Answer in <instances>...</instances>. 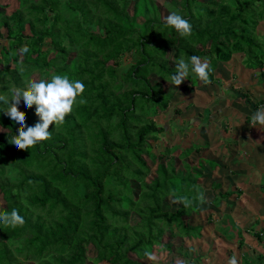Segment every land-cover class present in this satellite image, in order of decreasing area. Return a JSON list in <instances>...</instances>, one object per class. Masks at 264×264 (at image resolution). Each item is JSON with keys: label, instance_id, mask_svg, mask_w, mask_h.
<instances>
[{"label": "trees", "instance_id": "1", "mask_svg": "<svg viewBox=\"0 0 264 264\" xmlns=\"http://www.w3.org/2000/svg\"><path fill=\"white\" fill-rule=\"evenodd\" d=\"M175 4L167 2L165 9L191 21L189 37L166 25L155 0H0V98L10 100L14 88L26 90L29 79L60 73L84 81L87 101L75 105L64 123L50 125L49 140L29 149L10 144L21 129L0 105V214L16 208L25 218L16 228L0 224V264H145V250L171 255L174 241L178 249L195 252L196 241L210 243L201 242L207 228L194 225L192 216L207 213L212 223L215 211L203 204L234 206L251 185V178L231 181L233 168L230 190L219 180L206 189L204 177L222 166L206 155L210 140L180 150L165 146L158 156L151 142L166 137L168 129L167 139L176 132L184 137L186 123L177 126L182 111L171 112L173 98L178 89L206 85L194 76L180 85L172 82L181 56L207 57L214 70L231 65L233 79L241 66L262 72L264 40L256 31L264 21V0ZM24 47L31 53L22 58ZM210 76L216 82L214 71ZM263 103L262 98L255 109ZM214 111L207 109L193 122L214 131L219 124ZM19 112L26 125L38 120L35 105L25 109L21 102ZM169 112L177 117L162 124L153 119ZM251 119L242 123L248 126ZM235 127L213 133L228 157L240 142ZM170 197L178 203L175 210L164 209ZM132 215L138 218L134 224ZM242 244L238 240L237 248ZM197 255L189 259L203 263L199 248Z\"/></svg>", "mask_w": 264, "mask_h": 264}, {"label": "rangeland", "instance_id": "2", "mask_svg": "<svg viewBox=\"0 0 264 264\" xmlns=\"http://www.w3.org/2000/svg\"><path fill=\"white\" fill-rule=\"evenodd\" d=\"M155 1L158 3L159 9H160V16L163 20H165L166 16L170 14V10L165 9L166 8L165 3L168 2L171 4L172 1H176L175 5L177 6L180 2V0H155ZM202 1H209V0H202ZM129 11L131 14L133 13V3L131 4ZM256 36L258 40H264V21H260L259 25L257 26ZM1 43H4L7 45L8 42L6 40H3L1 41ZM171 56H172V53L170 52L169 58H171ZM240 68H242V66ZM240 68H237L235 70L236 74H239L241 72L242 69ZM245 72H247V76L245 78H242V77L241 78L246 84L245 85L242 84L241 86V84L233 82V71L231 70V65H229L228 67L220 66L218 67V69L214 70V77L216 79V82L202 85L198 88L197 91H195V88L191 86H187V88H182L180 90L178 89L175 97L173 98V103L171 105L172 106L171 112H173L175 108H180V110L182 111L178 117L174 115V113H171V112L166 113V114H160V115L156 114V116L153 117V119L157 120V122L162 124L163 121L165 120L169 121L171 119H175L173 117L176 116L178 127L184 128L185 127L184 122L186 123L185 130L187 134V135L185 134L184 137L182 138L180 134L176 132V135L174 137H172L171 139H167V137L170 134V131L168 129L169 133L167 134L166 137L159 136V139L157 141L151 142L153 146L152 152L155 154V156H158V153L160 151H163V148L165 146H176L177 149L180 150V148H182L181 146H184V148H187L192 143L197 142V141L200 143L206 140L211 141V147L207 149L206 155L208 156V158L218 159V161L222 163V166L215 171L216 173L215 172L213 174L207 173V175L204 177L206 189L210 187L211 182L214 180L216 181L219 180L222 182L224 186L223 190L227 189L228 182L230 184L231 183L237 184L239 182V176L237 175V173L239 172L240 168H237L238 172L234 176H232L229 173V171L233 167V160L226 159L225 157H223V154L225 155V151H223L224 149L221 148L223 141L218 137L216 138L215 134L213 135L214 131L206 132L204 130H201L198 126H196L197 121L193 122V119L196 118L197 115L205 114V111L207 109L209 111H214L217 109L216 112L214 111L211 113L212 118H214V116H217V118H222V117L232 118L233 116H235L233 117L235 119L239 118L236 122H233L234 126L236 125L235 131H234L235 135L241 136L240 138H238L241 143L240 142L238 143V147H237V150L235 151V155L238 154L240 149L243 150L244 152L246 150L248 151V149H246L248 148V145H243L245 141L243 140L245 136L244 131L246 129L247 133L250 132L253 129L252 126L254 125L252 124V119L248 126L245 125L246 123H242V122H244L245 117L248 115L252 118L253 114L257 110L255 109L257 102H259L262 98L264 99V78L259 76V78L256 79L255 76L253 75L250 78L249 77L250 71L245 70ZM259 72L262 73L261 71ZM33 79H37V78L34 77ZM228 91L235 92L238 95V97L243 100L244 103L240 104L237 101H229V100L226 101L225 97L227 96L226 92ZM244 93H246L247 96L251 97L252 100H248L247 96ZM217 100H221V101H217ZM214 101L215 102L217 101L219 104L217 103L218 105H216L215 107L213 106L214 108L210 110L208 105L211 106L214 103ZM261 106H264V103L260 104L259 108ZM208 119L209 117H204L205 121H207ZM260 135L261 133L258 132L256 137H260ZM229 149H233V147L230 146ZM251 155L256 160V163H258V160H261L260 163H263L264 165V148L255 149V151L252 152ZM189 159L192 161L191 158ZM221 170L222 171L224 170V172H222ZM209 174H211V176ZM228 175L232 176L231 181H233L234 183L231 181H226V177H227V180H229ZM209 196L210 194L208 193L206 195L207 199L209 198ZM257 198H258L257 201L260 204L258 206L259 207L258 210L262 214L264 212L263 211L264 210V197L258 196ZM0 202H1V196H0ZM233 204L234 202L230 201V205L222 204L219 208H215L213 205L211 206V204H207V205L203 204L204 210H211L212 212L215 211L212 223L207 222V219H206L207 213H202L201 217H198L195 215L192 216L194 225L202 224L207 228L204 230V238L202 239L201 242H207V243L209 242L210 244L213 245L214 230L216 231L218 227L220 228L222 227L226 230V234L224 235L220 234V236L222 237L221 241L224 244L221 245L223 247L221 248L219 253L215 252L218 257L215 258L214 260L211 259L209 262H203V263L200 262L198 264H223L224 262L221 261L222 260L221 258L225 257L223 256L225 251L229 249L230 245L233 247L236 245L237 238H235V236L234 237L232 236L234 234L236 235V232H237L236 229L241 231L244 224H246L245 221H243L246 218V216L244 214H240L241 210H243L241 207L237 206V204L232 206ZM231 206L232 208L229 209V207ZM177 207H178V203L171 197L167 199L164 204V209L166 210L167 209L175 210ZM249 215L251 214L249 213ZM137 221H138L137 216L132 215L131 223L134 224ZM247 224H250L249 226H252V227L256 226L255 222H248ZM195 243H197L194 246L195 252L194 251L189 252L188 250L178 249L180 246H178V243L174 241L175 246H174L173 254L171 255H166V253H164L163 255L160 254L157 259L158 261L152 260L149 258L148 260H144L143 262L145 264H181V262H183V264H197L196 262L190 260L189 256L197 257L198 256L197 249L199 248L200 245H203V243L200 244L198 241H196ZM89 253L93 254L92 248H89ZM199 253H200V250H199ZM203 253L204 252H201V254ZM236 253L240 255L239 250L238 251L236 250ZM130 256L132 258H135L134 255L132 254ZM25 264H34V263H25ZM225 264H227V261Z\"/></svg>", "mask_w": 264, "mask_h": 264}, {"label": "clouds", "instance_id": "3", "mask_svg": "<svg viewBox=\"0 0 264 264\" xmlns=\"http://www.w3.org/2000/svg\"><path fill=\"white\" fill-rule=\"evenodd\" d=\"M166 25L174 28L181 36L189 37L193 31V25L189 19L178 11H170L165 18ZM31 49L24 47L19 55L29 56ZM23 63V59L21 60ZM177 71L172 73L171 80L175 85H180L185 79L194 76L205 84L211 83L210 73L214 71L209 58H201L199 55H191L187 59L183 56L176 64ZM23 75V74H22ZM26 90L12 89L11 99L0 98V105L7 108L5 112L14 125L20 126V131L15 139L11 141L16 149H29L31 146L49 140L52 131L50 125L59 126L65 122L68 114L72 113L75 105L86 103L84 96L86 84L82 79H73L67 74L51 73L40 79H29L25 85ZM22 106L25 109L35 105V114L38 117L34 125H26L27 117L19 112ZM252 124L264 126V106L256 110L252 116ZM187 202V198H179ZM199 199L203 202L206 198L200 193ZM25 218L20 214L19 209L13 208L0 214V224L12 228L22 226ZM148 258L157 260L155 252L145 250ZM183 264V262H181ZM227 264H239L237 256L228 257Z\"/></svg>", "mask_w": 264, "mask_h": 264}, {"label": "crops", "instance_id": "4", "mask_svg": "<svg viewBox=\"0 0 264 264\" xmlns=\"http://www.w3.org/2000/svg\"><path fill=\"white\" fill-rule=\"evenodd\" d=\"M262 72H264V67L262 69ZM239 74L240 76L237 75L233 79V82L239 83L241 84V86L242 84L245 85L246 83L242 80V78H245L247 76V72L243 70ZM252 75L255 76L256 79H258L259 76H261L259 70L253 72L250 71L249 77L251 78ZM226 95H227L225 97L226 101L229 100V101H237L240 104L243 103V100L237 97V94L235 92L228 91L226 92ZM217 101L216 102L214 101V106L217 105L218 103ZM233 117L217 118V116H214L215 119L217 120L219 119L218 120L219 124H217V127L215 126L216 129L213 128V130L216 133L217 131L222 133L221 129L223 126H229L230 124H233V122H236L239 119V118L235 119ZM252 128L253 129L248 133L245 131L246 133L243 139L245 140L243 145H248V148H246L248 149V151L246 150L244 152L243 150L240 149L239 154L234 155L233 157H228L226 155L227 151L223 150L225 151V155L223 154V157H225L226 159L233 160L232 169L236 168L237 170V168H240L239 172L238 171H237L238 173L236 172L237 175L239 176V182L241 181L246 182L249 180V178L252 179L251 185L246 189V191H244L240 199L237 200L238 201L237 206L243 209L241 210L240 214H244L246 216V218L243 220L245 221L246 224H244L241 231L236 229L237 231L236 235L235 234L233 236L231 235L232 237L235 236V238H237L236 245L234 247L230 245L229 249L225 251V253L223 254V256L225 257L221 258L222 259L221 261L224 262L223 264L226 263L228 257L233 255L238 257L239 264H264V212L261 214V212L258 210L259 209L258 206L260 204L257 201L258 196L264 197V165L263 163H260L261 160L258 159L257 160L259 164L256 163V160L251 155V153L254 152L255 149L264 148V126L254 125L252 126ZM258 132L261 133L260 137H256ZM237 137L240 138L241 136H237ZM222 172H224V170ZM226 181H228L227 177H226ZM227 189L228 190L231 189L229 182L227 183ZM249 213L251 215H249ZM248 222H255L256 226L255 227L249 226L250 224H247ZM216 231L214 230L213 233V245L203 244V246H199V250H200L199 255L204 256L206 258L204 262H209L211 259L214 260L215 258H217L218 256L216 253H219L221 248L223 247L221 245L224 243L221 241L222 237L220 236V234L221 235L226 234V230L221 233L219 229H216ZM240 239L242 240L243 244L241 247H239L240 249H238L237 248L238 240ZM236 250L240 251V255L236 253ZM201 252L204 253L201 254Z\"/></svg>", "mask_w": 264, "mask_h": 264}]
</instances>
